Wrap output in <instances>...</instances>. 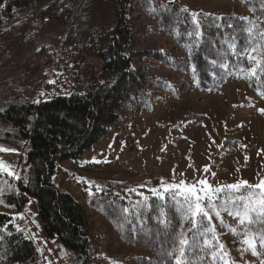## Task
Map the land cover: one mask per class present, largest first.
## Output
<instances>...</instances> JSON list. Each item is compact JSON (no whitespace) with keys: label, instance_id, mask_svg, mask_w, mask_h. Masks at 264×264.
<instances>
[{"label":"trees","instance_id":"obj_1","mask_svg":"<svg viewBox=\"0 0 264 264\" xmlns=\"http://www.w3.org/2000/svg\"><path fill=\"white\" fill-rule=\"evenodd\" d=\"M235 1L248 9V15L196 11L179 0H106L114 11V22L110 29L99 30L91 26L92 3L88 0H0V24L2 18L35 12L39 20L67 27L64 44L69 55L65 72L57 80L65 91L38 100L39 103L34 97L0 102V122L29 143L23 177L15 179L0 173V205L21 211L35 198L43 233L47 237L58 236L75 254L74 264H104L93 253L84 206L71 194L59 190L52 176L62 162L78 159L101 142L113 126L153 111L165 99L159 88L165 91L163 86L169 82L146 75L135 64L138 59L148 58L171 68L202 91H218L230 78H239L264 95V0ZM132 2H137L153 20L157 32L169 35L184 55L173 57L161 50L140 52L135 48L138 38L128 15ZM91 59H97L99 65ZM253 68L257 70L254 76ZM167 89L173 90L170 86ZM111 185L115 186L102 189L94 202H103L101 214L115 226L122 241L148 253L122 262L175 264L172 242L181 229L190 227L182 194L173 195L175 190L159 192L160 195L129 192L121 183ZM114 190L117 193L113 194ZM246 190L242 188L235 195L257 194L259 189ZM123 191H127V197L120 196ZM219 195L228 199L233 196L224 192ZM220 201L223 202L216 200V204ZM212 215L219 243L227 255L218 248L205 247V237L197 236L203 251L186 250V259L192 264H223L224 260L232 264L264 262V244L258 239L264 233V222L259 214L254 215V224L238 223L232 228L235 231L218 223ZM17 223L12 213L0 211V264H39L34 240ZM250 230L257 236L259 255H253L242 243L249 238L245 233ZM225 233L231 234L233 244L225 241ZM187 235L191 242L192 233ZM207 239L217 243L211 233ZM239 259L240 263L235 262Z\"/></svg>","mask_w":264,"mask_h":264},{"label":"rangeland","instance_id":"obj_2","mask_svg":"<svg viewBox=\"0 0 264 264\" xmlns=\"http://www.w3.org/2000/svg\"><path fill=\"white\" fill-rule=\"evenodd\" d=\"M88 1L92 3L91 26L99 30L110 29L115 17L112 7L106 0ZM179 1L196 11L249 13L235 0ZM128 15L138 38L135 46L138 51L151 49L168 52L173 57L184 55L169 35L157 32L155 23L137 2H132ZM3 19L0 24V102L28 97L40 101L63 92V85L57 80L65 72L68 62L64 44L68 28L53 21L39 20L35 12ZM90 61L99 65L97 59ZM135 64L146 75L163 79L162 83L169 82L163 86L165 91L159 88L165 99L156 104L153 111L113 126L101 142L78 159L62 162L52 176V182L59 190L71 194L84 206L93 253L104 264H124L122 261L130 257L148 255L138 246L122 241L115 226L101 214L103 202H94L102 189L115 186L111 184L121 183L124 190L131 192L148 193L156 189L162 193L167 185L181 181L192 184L206 179L213 188L241 180L250 185L264 181V112H261L264 95L239 78H230L218 91L208 92L148 58L138 59ZM169 86L174 91L168 90ZM0 148L10 150L0 151V160L10 171L23 177L28 141L0 122ZM0 173L8 175L7 172ZM126 192H121L120 196L127 197ZM224 193H229V197L234 195L229 189ZM252 195L258 198L260 190ZM218 203L219 206L223 204ZM219 210L224 227L232 229L240 223L242 215H229L223 207ZM0 211L12 213L18 227L34 240L39 251V264L75 263V254L58 236L47 237L43 233L35 198L32 197L21 211L9 210L4 205H0ZM215 220L220 223L219 218L215 217ZM223 238L234 243L230 233H225ZM237 261L240 263V259Z\"/></svg>","mask_w":264,"mask_h":264},{"label":"snow or ice","instance_id":"obj_3","mask_svg":"<svg viewBox=\"0 0 264 264\" xmlns=\"http://www.w3.org/2000/svg\"><path fill=\"white\" fill-rule=\"evenodd\" d=\"M215 63V62H214ZM227 67V65H223ZM256 69L251 70V75H256ZM49 83H55V81H49ZM44 95V93H41ZM39 103V101H36ZM2 111V109H0ZM264 112V109H261ZM0 151H10L9 149L0 148ZM99 163L100 161H96ZM208 168L205 167V172ZM0 172H7L8 175L13 176L15 179H20L14 172L9 170V166L0 160ZM252 189L256 188L260 190L259 197L254 195H245L241 193V189ZM225 189L232 190L234 195L231 199L221 197L219 194L225 192ZM175 190V191H173ZM155 194L160 195L158 190H152ZM165 192L173 191V195L176 192L182 194V200L184 203V212L188 215L190 220V227L187 229H181L179 234L173 240V251L176 253L174 259L175 264H192L190 259H186V250L195 253L197 250L203 251V247L197 240V236H203V245L205 247L218 248L223 255L227 253L223 252L224 245L219 243V237L215 231V225L212 223L213 215L220 219V223L223 225L224 221L221 218V212L219 207H223L224 211H227L229 215L240 217L241 224L247 223L249 226L255 223L254 215L259 214L262 222H264V181H261L258 185H250L247 181L241 180L239 183L225 185L220 188H213L206 179H200L192 184L181 181L179 184L167 185L164 189ZM145 199H147L145 197ZM216 200H222L223 204L218 206ZM231 205V207H229ZM238 209V210H233ZM235 231L234 229H230ZM187 233H192L191 242ZM211 233L212 240L217 243L212 244V241L207 239L208 234ZM249 238L242 241V243L248 245V249L251 250L253 255H259L256 249L257 236L250 230L245 233ZM258 239L264 244V233H260ZM171 255V253H170ZM215 256V253H213ZM223 264H232L231 261L224 260ZM264 264V262H262Z\"/></svg>","mask_w":264,"mask_h":264}]
</instances>
